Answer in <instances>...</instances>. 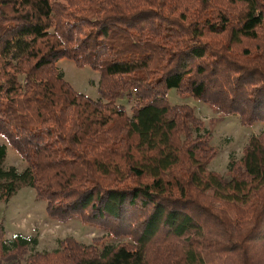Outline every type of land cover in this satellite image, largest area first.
<instances>
[{
	"label": "trees",
	"instance_id": "obj_1",
	"mask_svg": "<svg viewBox=\"0 0 264 264\" xmlns=\"http://www.w3.org/2000/svg\"><path fill=\"white\" fill-rule=\"evenodd\" d=\"M62 58L98 73L96 99ZM171 88L264 124V0H0V135L25 163L0 144V200L29 187L50 218L129 238L66 237L27 264H264V131L225 178ZM3 233L0 264H21L35 239Z\"/></svg>",
	"mask_w": 264,
	"mask_h": 264
},
{
	"label": "rangeland",
	"instance_id": "obj_2",
	"mask_svg": "<svg viewBox=\"0 0 264 264\" xmlns=\"http://www.w3.org/2000/svg\"><path fill=\"white\" fill-rule=\"evenodd\" d=\"M72 88L92 99L98 97V78L96 71L88 66L77 67L73 61L62 58L55 63ZM167 99L170 104H185L192 108L196 117L201 121L200 128L209 133V145L215 147L216 154L210 160L207 168L221 176L228 178L227 163L229 159H239L242 148L248 137L258 135L264 131V124L256 121L250 125H243L235 114H222L211 106L196 100L174 88L167 90ZM130 113L132 102L125 96L115 100ZM0 144L5 145L6 156L4 165H12L17 170L25 167L24 161L0 135ZM45 202L35 197L33 189L19 188L6 201L0 200V226L3 228V238L11 240L14 235L20 234L35 239V244L29 246L28 252L20 260L27 264L26 257L34 252L53 251L58 248V242L71 237L81 244H117L128 241V237L113 238L97 225L84 222L77 217L66 221H57L50 218L45 212ZM150 257L154 253L148 250ZM215 261H213L214 263ZM160 264H164L160 261Z\"/></svg>",
	"mask_w": 264,
	"mask_h": 264
}]
</instances>
